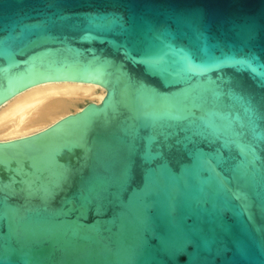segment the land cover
Segmentation results:
<instances>
[{
	"label": "water",
	"instance_id": "95a60500",
	"mask_svg": "<svg viewBox=\"0 0 264 264\" xmlns=\"http://www.w3.org/2000/svg\"><path fill=\"white\" fill-rule=\"evenodd\" d=\"M46 80L106 91L0 142V264H264V0H0Z\"/></svg>",
	"mask_w": 264,
	"mask_h": 264
},
{
	"label": "bare ground",
	"instance_id": "6f19581e",
	"mask_svg": "<svg viewBox=\"0 0 264 264\" xmlns=\"http://www.w3.org/2000/svg\"><path fill=\"white\" fill-rule=\"evenodd\" d=\"M105 91L99 83L77 80H46L25 87L0 103V142L41 132L80 112V104L100 102Z\"/></svg>",
	"mask_w": 264,
	"mask_h": 264
},
{
	"label": "rangeland",
	"instance_id": "374dc122",
	"mask_svg": "<svg viewBox=\"0 0 264 264\" xmlns=\"http://www.w3.org/2000/svg\"><path fill=\"white\" fill-rule=\"evenodd\" d=\"M86 103V102H85ZM84 104V103H83ZM83 104H80V106H82Z\"/></svg>",
	"mask_w": 264,
	"mask_h": 264
},
{
	"label": "snow or ice",
	"instance_id": "6c2138e0",
	"mask_svg": "<svg viewBox=\"0 0 264 264\" xmlns=\"http://www.w3.org/2000/svg\"><path fill=\"white\" fill-rule=\"evenodd\" d=\"M239 63H243V62H239Z\"/></svg>",
	"mask_w": 264,
	"mask_h": 264
}]
</instances>
